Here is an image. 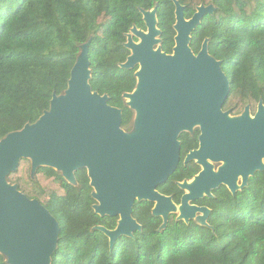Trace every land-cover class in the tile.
Returning a JSON list of instances; mask_svg holds the SVG:
<instances>
[{"label":"trees","instance_id":"trees-1","mask_svg":"<svg viewBox=\"0 0 264 264\" xmlns=\"http://www.w3.org/2000/svg\"><path fill=\"white\" fill-rule=\"evenodd\" d=\"M190 19L197 7L212 6L192 32L190 48L197 54L205 39L208 52L221 62L229 81L224 110L238 116L246 106L252 112L264 105V0H177ZM156 8L162 52L174 47L175 7L172 0H0V141L35 123L49 109L53 94L67 89L70 71L89 42L93 92L108 96V104L122 111L121 127L130 132L133 112L124 94L136 87L137 68L124 70L130 52L124 47L133 27L145 30L141 10ZM182 139L181 156L196 147L194 138ZM197 168L182 164L158 191L182 192L176 183L192 178ZM6 180L26 197L44 206L59 224L56 250L50 264H264V172H257L241 191L225 187L206 199L208 227L188 224L170 215L151 213L153 204L136 202L133 218L141 231L120 237L113 249L95 227L115 229L118 217H100L84 170L68 183L56 170L40 167L31 174V162L20 160ZM0 264L7 258L0 254Z\"/></svg>","mask_w":264,"mask_h":264},{"label":"water","instance_id":"water-1","mask_svg":"<svg viewBox=\"0 0 264 264\" xmlns=\"http://www.w3.org/2000/svg\"><path fill=\"white\" fill-rule=\"evenodd\" d=\"M172 2L171 54L160 46L156 8L140 12L145 30L133 27L126 35L124 47L130 55L119 67L137 68L136 87L123 96L135 112L131 132L121 128L122 112L108 104V96L91 89L88 42L81 47L65 92L53 94L49 109L35 123L0 141V254L7 264H50L60 232L56 219L38 200L7 182L22 159L30 160L31 174L40 167L51 168L70 184H75L76 171L87 170L94 213L118 217L113 230L95 227L108 238L110 250L120 237L132 238L141 231L132 216L136 202L153 204L151 213L162 219L161 230L172 214L186 224L196 221L208 227L210 210L191 202L203 195L212 197L211 191L220 185L233 195L257 172H264L263 103H258L253 117L249 107L237 117L223 112L229 81L221 62L209 55L207 39L197 54L190 48L192 32L214 8L201 5L185 19L183 6ZM196 126L199 149L189 153L185 162L197 160L204 171L190 182L178 183L185 193L176 206L157 189L176 171L179 134ZM207 160L223 166L213 173Z\"/></svg>","mask_w":264,"mask_h":264},{"label":"flooded vegetation","instance_id":"flooded-vegetation-1","mask_svg":"<svg viewBox=\"0 0 264 264\" xmlns=\"http://www.w3.org/2000/svg\"><path fill=\"white\" fill-rule=\"evenodd\" d=\"M124 100H125V99H124ZM224 104H225V103H224ZM224 104H223V106H222V111H223V112H229V116H230V117H237V116H233V115H231V111H230V110H224V109H223V108H224ZM125 105H126V107H128V105H127V101H126V100H125ZM257 105H258V104H257ZM111 107H113V106H111ZM246 107H249V114H250L251 117H253V116L255 115L256 111H257V106H256V109H255L254 112H252L250 106H246ZM114 108H116V107H114ZM128 108H129V107H128ZM117 109H118V108H117ZM129 109H130V108H129ZM244 109H245V108H244ZM244 109H243V111H244ZM119 110H120V109H119ZM130 110H131V109H130ZM131 111L133 112V122H132V126H131V128H130V132L134 129V120H135V112H134L133 110H131ZM243 111H242V113H243ZM121 112H122V111H121ZM242 113H241V114H242ZM241 114H240V115H241ZM240 115H238V116H240ZM121 128H122V127H121ZM122 129H123V128H122ZM123 130H124V129H123ZM124 131H125L126 133H129V131H126V130H124ZM183 136H184V138H186V137H188V138H194V136H195V144H196V147L191 148V149H190V150L184 155V157L182 158V156H181L182 139H181V138H182ZM199 136H200V129H199L198 126H196V127H194V128L192 129L191 132H189V131L181 132V133L179 134V137H178V142H179V144H180V159H179V163H178V165H177L176 170L178 169L179 165L182 164V165L185 166V167L191 166V167L197 168V172L195 173V175H194L192 178H190V179H185V180H183V181H181V182H177V183H176L177 188L182 192L181 196L179 197V202L176 203L175 200H174V197H173V196H168V197H171L173 203H174L176 206H179V205H180L181 197H182V196L184 195V193H185L184 190L180 189V187L178 186V183H182V182H184V181L190 182V181H192L196 176H198L201 172L204 171V166H203L202 164H199V163L197 162V160H191V161L185 162V158H186V156H187L189 153L194 152V151H197V150L199 149ZM206 162L211 166V170H212L213 173H217L218 170H219V168H221V167L223 166V163H221V162L216 163V162H211L210 160H207ZM81 170H84V171L86 172V175H87V178H88V172H87V170H86V169H80V170H78V171H81ZM78 171H76V172H78ZM76 172H75V173H76ZM88 180H89V178H88ZM236 184H237L238 187L241 186L242 182H241V179H240V178L237 180ZM89 186H90V180H89ZM90 187H91V186H90ZM220 187H225V188L227 189L226 186H224V185H220L218 188H216V189H214V190L211 191L212 197H213V192H214L215 190L219 189ZM91 189H92V188H91ZM242 189H243V188H242ZM242 189H240V190H238V191H241ZM227 190H228V189H227ZM92 191H93V189H92ZM228 191H229V190H228ZM238 191H237V192H238ZM158 192H159V191H158ZM159 193H160V192H159ZM212 197H207V196L203 195L202 198L198 199L197 201L191 202L190 204L195 205V206H198V207H206V208H208V207L205 205V201H206V199H209V198H212ZM92 199H93V198H92ZM95 204H96V202H95ZM93 205H94V204H93ZM93 205H92V206H93ZM208 209H209V208H208ZM209 210H210V209H209ZM172 215H175L176 218L178 217L177 214H172ZM199 215H200V214H197L196 216H199Z\"/></svg>","mask_w":264,"mask_h":264},{"label":"rangeland","instance_id":"rangeland-1","mask_svg":"<svg viewBox=\"0 0 264 264\" xmlns=\"http://www.w3.org/2000/svg\"><path fill=\"white\" fill-rule=\"evenodd\" d=\"M133 38V40L135 41V42H137L138 40L137 39H135L134 37H132ZM155 48H157V47H155ZM263 163H264V159H263Z\"/></svg>","mask_w":264,"mask_h":264}]
</instances>
